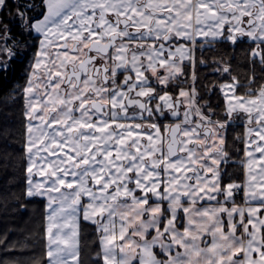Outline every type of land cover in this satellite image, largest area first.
Returning <instances> with one entry per match:
<instances>
[{"label":"snow or ice","instance_id":"1","mask_svg":"<svg viewBox=\"0 0 264 264\" xmlns=\"http://www.w3.org/2000/svg\"><path fill=\"white\" fill-rule=\"evenodd\" d=\"M19 57L0 209L43 200V252L6 230L28 259L0 264H264V0H0V72Z\"/></svg>","mask_w":264,"mask_h":264},{"label":"trees","instance_id":"2","mask_svg":"<svg viewBox=\"0 0 264 264\" xmlns=\"http://www.w3.org/2000/svg\"><path fill=\"white\" fill-rule=\"evenodd\" d=\"M42 9L39 7L36 9L35 15H38ZM42 18V16H38ZM228 50L227 45L219 46ZM241 47H248V45H242ZM218 54V53H217ZM237 61L243 64V56L237 52ZM28 61L25 59L15 60L11 62L7 71L0 72V127H6L13 135L9 137L11 147L8 151L13 152L15 155H19L22 151V138L20 133L22 132V109L23 100L19 91H14L23 84V77L25 75L24 68L27 66ZM198 72L201 76V83H210L216 79V76L208 75L202 68H198ZM218 98L217 95L212 97L213 102ZM236 132H243V128L235 129ZM6 144L3 139H0V150H5ZM11 176L0 174V189L7 186V182L11 180ZM15 183L12 185V191L17 194H22L23 191V178L22 168L17 172L15 177ZM18 203L27 204V208H19ZM45 215V202L43 200H36L29 202L21 197V201H11L9 204V210L5 212L0 209V233L4 231L9 232V240L15 241L22 239L24 236H31L29 240L32 250L36 256H40L43 252V241L40 239V235L43 232V223ZM82 231L86 234V237L91 240L94 237V226L88 222H83L81 225ZM0 255H4L6 259H28V256L20 257L19 253L8 252L4 254L0 252Z\"/></svg>","mask_w":264,"mask_h":264},{"label":"flooded vegetation","instance_id":"3","mask_svg":"<svg viewBox=\"0 0 264 264\" xmlns=\"http://www.w3.org/2000/svg\"><path fill=\"white\" fill-rule=\"evenodd\" d=\"M35 15V14H34ZM22 59H24L23 57H19V58H17V60H22ZM200 68H202L203 70H204V72L206 73V76H208V75H213V73H211V70L209 69V68H205V67H200ZM200 74V73H199ZM202 80V79H201Z\"/></svg>","mask_w":264,"mask_h":264}]
</instances>
